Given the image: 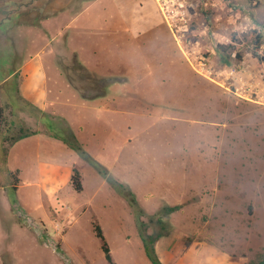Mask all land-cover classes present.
<instances>
[{
    "label": "rangeland",
    "instance_id": "1",
    "mask_svg": "<svg viewBox=\"0 0 264 264\" xmlns=\"http://www.w3.org/2000/svg\"><path fill=\"white\" fill-rule=\"evenodd\" d=\"M0 106V264L264 253V0H0Z\"/></svg>",
    "mask_w": 264,
    "mask_h": 264
},
{
    "label": "trees",
    "instance_id": "2",
    "mask_svg": "<svg viewBox=\"0 0 264 264\" xmlns=\"http://www.w3.org/2000/svg\"><path fill=\"white\" fill-rule=\"evenodd\" d=\"M215 50L219 54V60L222 64L224 65H230V54L226 52L225 47L221 44H216L214 46ZM252 54L254 56H257V54L253 51ZM4 120V109L0 106V130H1V125ZM26 136V135H25ZM60 138V137H58ZM62 139L65 143H67L72 149H74L79 155L85 159L87 163L92 165L100 174L104 176V178L111 183V185L114 187H122V185H117L115 181L112 180V177L102 168L99 166L98 162L95 160L91 159L87 153L82 149V147L79 145L77 140L72 137V141H68L65 138H60ZM70 182L73 187V189L77 192H80L82 190V182H81V174L80 172L76 169L73 168L71 177H70ZM117 191L118 188H116ZM124 194V193H123ZM131 203L134 201L131 200ZM174 208L172 207H165L163 209V214L161 216H158L155 220L152 218L149 219V222L153 223L155 225V230L152 231L151 233L146 232V226L148 223H145L143 221H140V233L139 236L142 241V245L145 251V254L148 258V260L151 262V264H163V262L160 260L158 257L156 250H155V242L162 236L166 235L170 231V227L168 223H166L163 220V216H166L167 214L170 213ZM94 232L95 236L101 241V250L103 252L104 258L108 264H115L113 261L111 254H110V249L105 241V238L103 236L101 227L98 224H94ZM249 264H264V253L260 255L256 260L251 261Z\"/></svg>",
    "mask_w": 264,
    "mask_h": 264
}]
</instances>
